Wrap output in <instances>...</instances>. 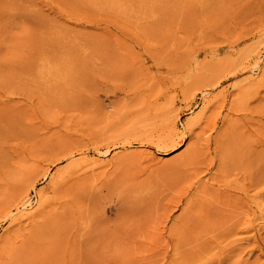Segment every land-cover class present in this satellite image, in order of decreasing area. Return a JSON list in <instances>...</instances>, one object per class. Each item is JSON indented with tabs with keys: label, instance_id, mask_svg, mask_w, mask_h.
Returning a JSON list of instances; mask_svg holds the SVG:
<instances>
[{
	"label": "rangeland",
	"instance_id": "1",
	"mask_svg": "<svg viewBox=\"0 0 264 264\" xmlns=\"http://www.w3.org/2000/svg\"><path fill=\"white\" fill-rule=\"evenodd\" d=\"M0 264H264V0H0Z\"/></svg>",
	"mask_w": 264,
	"mask_h": 264
},
{
	"label": "bare ground",
	"instance_id": "2",
	"mask_svg": "<svg viewBox=\"0 0 264 264\" xmlns=\"http://www.w3.org/2000/svg\"><path fill=\"white\" fill-rule=\"evenodd\" d=\"M218 148V147H217ZM10 187V186H9ZM7 188H8V186H7ZM8 189H10V188H8ZM47 217V216H46ZM52 222H54V220H52ZM49 226H50V224H48ZM51 225H52V223H51ZM53 226H54V230L53 229H51V231L53 230V233L57 236H59V234H61V232H63V230H64V228H67L66 227V224H56V223H54V225H52V227H50V228H53ZM50 230V229H49ZM65 232V231H64ZM53 234V235H54Z\"/></svg>",
	"mask_w": 264,
	"mask_h": 264
}]
</instances>
